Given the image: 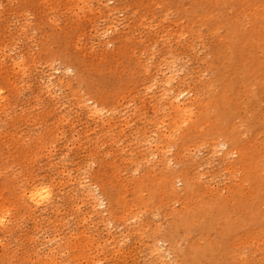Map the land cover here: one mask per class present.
<instances>
[{"label": "bare ground", "instance_id": "6f19581e", "mask_svg": "<svg viewBox=\"0 0 264 264\" xmlns=\"http://www.w3.org/2000/svg\"><path fill=\"white\" fill-rule=\"evenodd\" d=\"M95 2L101 6L102 28L98 27L100 19L91 12ZM33 3L41 7L46 17L26 30L37 33L38 48L26 55L28 59L22 61L20 68L44 66L52 77L57 71L56 62L59 63L58 82L50 79L46 83L48 91L59 92L61 99L71 100L103 123L112 120L107 115L117 107V93L119 97L129 93L131 102L148 106L145 110L132 109L134 117L129 115L127 119L128 123L134 118V123L142 124L136 140L151 159L150 172L155 175L134 178V207L128 212L100 184V194L87 192L85 197L94 200L95 207H111L103 211L104 226L118 218L127 219L128 213L133 215L138 221L132 228L138 231L134 245L150 250L155 264H241L246 254L259 251L257 248L264 243V193L257 190L264 184V123L260 122L264 121V108L258 107L264 101V0H115L112 9H108L107 0H33L21 2L20 6L27 10ZM60 10L66 18L59 24ZM117 11L128 13L129 28L134 33L121 36L120 45L109 52L107 48L114 39L108 33L117 30ZM11 23L10 27L22 24L19 31H25L27 18L21 13ZM153 26L158 29L153 30ZM96 32H100L102 44L99 53L88 42ZM184 37L188 38L183 40ZM18 39L0 40V49L9 51L11 56ZM78 43L82 46L77 47ZM207 43L209 58L204 57L200 63L195 59V50ZM157 47L160 54L156 59ZM182 57L193 61L191 72L197 73L198 81L187 90V101L181 99L183 91H173V76H164V70L178 64ZM200 72L210 75L209 79H203ZM0 77L6 90H11L13 83ZM107 80L116 91L106 93V86L105 91L100 90L99 85L108 84ZM153 88L156 102L151 104L145 95H150ZM137 93L145 94V99L141 95L138 99ZM117 123L112 121L114 126ZM152 131L160 138L144 148L149 145L145 142ZM173 148L187 153L178 155L180 160L175 166L170 157ZM204 153H222L223 161L229 165L235 184L225 195L193 196L198 190L195 182L202 176L198 169ZM235 154L237 159L229 162ZM178 183L183 185L184 199L178 198ZM57 196L50 179L33 177L12 198L18 208L32 215L47 208L53 210ZM178 199L182 200L183 211L172 217L165 213V237L157 239L158 224L153 229L147 227V235L140 233L143 223L151 220L149 207ZM144 215L150 220L141 219ZM204 222L225 232L230 240L221 244L220 237L209 238ZM83 240L85 244L78 248L84 258H90L86 264H103L102 258H93L91 253L99 247H92L87 237ZM86 241L92 248L87 247ZM160 242L165 245L160 246Z\"/></svg>", "mask_w": 264, "mask_h": 264}, {"label": "rangeland", "instance_id": "374dc122", "mask_svg": "<svg viewBox=\"0 0 264 264\" xmlns=\"http://www.w3.org/2000/svg\"><path fill=\"white\" fill-rule=\"evenodd\" d=\"M24 1L33 0H0V40L19 38L11 56L9 51L0 49V76L13 83L11 90H6L7 85L2 83L0 77V264H86L90 258H84L78 248L79 244H85V237L92 247H99L98 251L93 249L91 253L93 258H102L103 264H155L154 255L150 250L140 244L134 245L138 231L134 232L132 228L138 221L133 219V215L128 213L127 219L118 218L112 224L104 226L103 215L106 213L103 211L109 208L111 210V207L108 204L102 208L95 207L94 200L88 201L86 198L87 192L100 194V189L97 188L100 184L108 195L124 204L127 212L131 206L134 207L131 200L134 178L140 180L155 173L150 172L151 159L145 156L143 148L138 147L139 142L136 140L142 124L134 123V118L128 123L127 117H134L132 109L145 110L148 106L131 102L129 93L123 97H119L120 93H117V107L112 114L107 115V118L112 120L109 123L105 121L106 124L71 100L61 99L59 92L48 91L50 88L46 87L49 85L46 83H49L50 79L58 82L61 71L59 63L56 62L57 71L52 77H49L50 71L44 66L20 68L22 61L28 59L25 58L26 55L35 53L38 48V40L35 38L37 33L26 30L36 27L40 20L46 17L41 7L34 6V3L27 10L23 9L20 3ZM99 7L101 6L96 2L91 7L96 19H100ZM107 7L114 8L115 0H107ZM60 11L59 24L66 18L63 10ZM117 12V30L108 33V36L114 39L107 48L109 52L120 45L121 36L134 33V29L129 28L131 25L127 20L128 13ZM21 13L26 16L27 25L25 31L20 32L22 24H17L16 27H10V24L12 19ZM103 26L104 21L100 19L98 27ZM152 29L157 30L158 26H153ZM99 33L90 35L88 39L98 53L102 49ZM187 38L184 37L183 40ZM78 45L82 46L80 43L77 47ZM202 46L204 47L199 46L195 50V59L200 63L204 57L209 58L206 55L208 43ZM159 54L160 48L157 47L154 58L157 59ZM192 65V60L182 57L178 64L164 70V76H173V91H183L181 99L185 101L189 98L187 90L194 87V83H198L197 73L191 72ZM164 76L161 78L168 79ZM200 76L203 79L210 77L205 73L202 75L201 72ZM107 82L109 83L106 85H99L100 90L105 91V86L108 87L106 93L117 90L110 80ZM154 88L150 95L144 94L151 104L156 102ZM137 95L138 99L140 95L144 97L143 93ZM258 107L264 108V101ZM112 121L118 122L116 126ZM260 122L264 123L263 120ZM145 124L146 127L150 126L147 122ZM261 132L264 133V129H261ZM159 138L160 134L150 132L145 142L149 145L144 148L153 146ZM186 154L178 149L170 150L172 166L180 160L178 155ZM200 157L202 163L198 172L202 176L195 182L198 190L193 196L208 198L214 193L225 195L235 184V179L231 176L229 165L223 161L222 153L210 156L204 153ZM235 159L236 154L231 156L229 162ZM33 177L50 179L56 188L58 196L53 210L47 208L30 215L24 209L18 208L12 196ZM182 186L180 183L176 185L180 199L185 197ZM257 190L264 193V184ZM180 199L176 202L166 201L169 206L165 201H161L165 202L160 206L162 209L159 205L149 207L148 218L151 220L146 215L142 216L141 219L150 221L144 222V228L139 232L147 235L145 229H151L153 225L156 227L158 224L160 235L157 239L165 237L163 232L168 225L167 215L183 211ZM187 199L190 200V197ZM165 205L167 206L164 207ZM172 211L175 212L172 214ZM205 223L202 224L205 226ZM210 227H206L209 229V238L220 237L221 244L230 240V236L225 232ZM260 229L261 227L258 228ZM89 243L86 244L87 247L92 248ZM163 245L165 243L160 242V246ZM257 249L259 251L246 254L247 258H244L241 264H264V243Z\"/></svg>", "mask_w": 264, "mask_h": 264}]
</instances>
